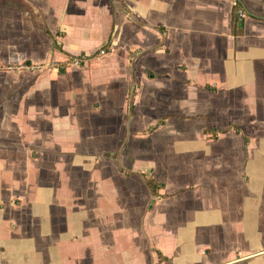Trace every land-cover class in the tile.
Listing matches in <instances>:
<instances>
[{"label": "crops", "instance_id": "0c3cea01", "mask_svg": "<svg viewBox=\"0 0 264 264\" xmlns=\"http://www.w3.org/2000/svg\"><path fill=\"white\" fill-rule=\"evenodd\" d=\"M22 1L58 64L0 81V264H264V0Z\"/></svg>", "mask_w": 264, "mask_h": 264}, {"label": "rangeland", "instance_id": "374dc122", "mask_svg": "<svg viewBox=\"0 0 264 264\" xmlns=\"http://www.w3.org/2000/svg\"><path fill=\"white\" fill-rule=\"evenodd\" d=\"M6 7L12 10L10 14H0V81L8 86L7 82L14 79L16 83L13 87L16 88H7L14 91L23 85L30 74L46 71L47 66L58 63L51 57L55 33L46 26L45 16L22 0H0V12L7 11L4 10ZM46 53L48 61L45 63L41 61V56ZM25 60H33V64L27 68ZM142 102L147 108L146 100L143 99ZM99 123L98 130L102 131L104 125ZM149 146H145V150H149ZM75 171L76 169L71 170ZM72 194L69 193V196L79 197L76 193Z\"/></svg>", "mask_w": 264, "mask_h": 264}, {"label": "trees", "instance_id": "16d2710c", "mask_svg": "<svg viewBox=\"0 0 264 264\" xmlns=\"http://www.w3.org/2000/svg\"><path fill=\"white\" fill-rule=\"evenodd\" d=\"M238 7H241L240 3H237V6H234L233 7V12H232V15H233V18H234V21L236 22V24L239 26V30L242 29V24H243V19L242 17L238 14ZM111 41V38H109V40L107 41V43L102 47L104 49H108L109 47V43ZM60 72H63L62 69L59 70ZM148 75L150 77H153L154 74L150 71H148ZM146 183H147V186L149 187V189L155 193L157 188H158V185L157 183L153 180V179H146Z\"/></svg>", "mask_w": 264, "mask_h": 264}, {"label": "built area", "instance_id": "2783aa9c", "mask_svg": "<svg viewBox=\"0 0 264 264\" xmlns=\"http://www.w3.org/2000/svg\"><path fill=\"white\" fill-rule=\"evenodd\" d=\"M238 14H239L241 17L244 16V15H245L244 10H243L242 8H239V9H238ZM73 62H74V64L78 65V64L81 63V60H80L79 58H75Z\"/></svg>", "mask_w": 264, "mask_h": 264}, {"label": "water", "instance_id": "95a60500", "mask_svg": "<svg viewBox=\"0 0 264 264\" xmlns=\"http://www.w3.org/2000/svg\"><path fill=\"white\" fill-rule=\"evenodd\" d=\"M27 64L29 65V64H30V62H27Z\"/></svg>", "mask_w": 264, "mask_h": 264}]
</instances>
